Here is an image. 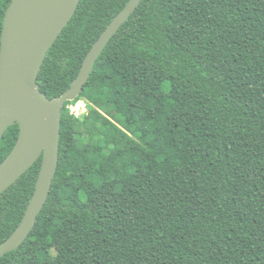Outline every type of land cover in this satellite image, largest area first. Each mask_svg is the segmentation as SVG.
Returning <instances> with one entry per match:
<instances>
[{
  "label": "trees",
  "instance_id": "1",
  "mask_svg": "<svg viewBox=\"0 0 264 264\" xmlns=\"http://www.w3.org/2000/svg\"><path fill=\"white\" fill-rule=\"evenodd\" d=\"M128 2L80 1L41 93L70 89ZM19 134L5 133L0 164ZM59 156L34 229L0 264H264V0H142L65 103ZM41 164L0 194V244Z\"/></svg>",
  "mask_w": 264,
  "mask_h": 264
},
{
  "label": "water",
  "instance_id": "2",
  "mask_svg": "<svg viewBox=\"0 0 264 264\" xmlns=\"http://www.w3.org/2000/svg\"><path fill=\"white\" fill-rule=\"evenodd\" d=\"M81 0H13L3 24L0 51V141L17 124L20 134L0 164V194L42 158L36 188L15 232L0 244V259L30 236L43 210L59 165L62 109L82 93L110 40L142 0H129L87 54L78 77L61 97L50 100L37 82L46 56L74 17Z\"/></svg>",
  "mask_w": 264,
  "mask_h": 264
},
{
  "label": "rangeland",
  "instance_id": "3",
  "mask_svg": "<svg viewBox=\"0 0 264 264\" xmlns=\"http://www.w3.org/2000/svg\"><path fill=\"white\" fill-rule=\"evenodd\" d=\"M83 103L86 104L83 101H81V102L79 101L77 103H72V104H70V106L68 108H69V110L71 112H74L75 114H78L79 108H80V113L83 111V108H84ZM80 113H79V117L84 116V114H80ZM86 113H87V107H86ZM86 113H85V115H86Z\"/></svg>",
  "mask_w": 264,
  "mask_h": 264
},
{
  "label": "built area",
  "instance_id": "4",
  "mask_svg": "<svg viewBox=\"0 0 264 264\" xmlns=\"http://www.w3.org/2000/svg\"><path fill=\"white\" fill-rule=\"evenodd\" d=\"M83 105H84V108H83V111L81 113H80V108H79L78 114H75L74 112H71V114L75 115L76 117H79V113L80 114H85L86 113V104L83 103Z\"/></svg>",
  "mask_w": 264,
  "mask_h": 264
},
{
  "label": "clouds",
  "instance_id": "5",
  "mask_svg": "<svg viewBox=\"0 0 264 264\" xmlns=\"http://www.w3.org/2000/svg\"><path fill=\"white\" fill-rule=\"evenodd\" d=\"M55 253H54V251H53V255H54Z\"/></svg>",
  "mask_w": 264,
  "mask_h": 264
}]
</instances>
